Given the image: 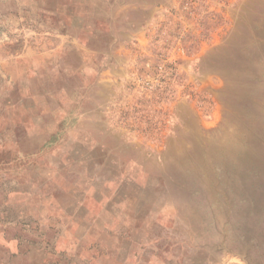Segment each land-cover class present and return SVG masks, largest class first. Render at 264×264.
Wrapping results in <instances>:
<instances>
[{"label": "rangeland", "instance_id": "rangeland-1", "mask_svg": "<svg viewBox=\"0 0 264 264\" xmlns=\"http://www.w3.org/2000/svg\"><path fill=\"white\" fill-rule=\"evenodd\" d=\"M117 5L122 33L148 37L105 86L101 134L17 169L1 157L18 96L2 65L46 37L0 5V264H264V0ZM91 188L101 220L79 202ZM245 199L260 219L241 229Z\"/></svg>", "mask_w": 264, "mask_h": 264}, {"label": "crops", "instance_id": "crops-1", "mask_svg": "<svg viewBox=\"0 0 264 264\" xmlns=\"http://www.w3.org/2000/svg\"><path fill=\"white\" fill-rule=\"evenodd\" d=\"M118 1L0 0L3 19L46 37L39 45H19L2 65V75L18 85L17 101L1 121L15 141L1 151L9 168L33 163L50 147L66 143L69 133L82 135L68 143H95L91 135L101 134L105 86L122 83L121 69L129 62L123 55L148 37L144 29L122 33ZM80 191L81 206L100 209L101 220V189Z\"/></svg>", "mask_w": 264, "mask_h": 264}, {"label": "bare ground", "instance_id": "bare-ground-1", "mask_svg": "<svg viewBox=\"0 0 264 264\" xmlns=\"http://www.w3.org/2000/svg\"><path fill=\"white\" fill-rule=\"evenodd\" d=\"M235 207H236L235 210L237 211L241 219L240 221H242L243 227L241 229L244 228V225L247 223V220L257 221L260 219L259 216L256 217V215H258V211H257L258 207L253 205L252 201L245 199L242 200V202L240 203L235 202ZM247 233H248L247 230H243V232L235 233L234 236L238 237V234H243L247 236Z\"/></svg>", "mask_w": 264, "mask_h": 264}]
</instances>
